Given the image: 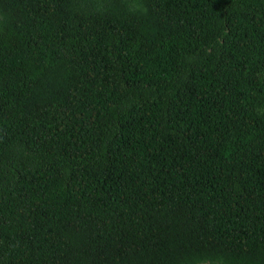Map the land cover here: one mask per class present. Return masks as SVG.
I'll list each match as a JSON object with an SVG mask.
<instances>
[{
    "label": "trees",
    "instance_id": "16d2710c",
    "mask_svg": "<svg viewBox=\"0 0 264 264\" xmlns=\"http://www.w3.org/2000/svg\"><path fill=\"white\" fill-rule=\"evenodd\" d=\"M0 264H264V0H0Z\"/></svg>",
    "mask_w": 264,
    "mask_h": 264
}]
</instances>
